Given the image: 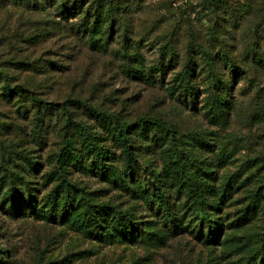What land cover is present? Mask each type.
Instances as JSON below:
<instances>
[{"label":"rangeland","instance_id":"1","mask_svg":"<svg viewBox=\"0 0 264 264\" xmlns=\"http://www.w3.org/2000/svg\"><path fill=\"white\" fill-rule=\"evenodd\" d=\"M263 1L146 0L129 66L119 40L90 58L60 42L52 56L68 69L34 75L53 107L0 95V264H264ZM96 109L161 120L177 140L132 127L128 169ZM10 182L24 208L5 197ZM118 213L130 230H116Z\"/></svg>","mask_w":264,"mask_h":264},{"label":"trees","instance_id":"2","mask_svg":"<svg viewBox=\"0 0 264 264\" xmlns=\"http://www.w3.org/2000/svg\"><path fill=\"white\" fill-rule=\"evenodd\" d=\"M146 7V0H0V12H5L4 17L0 19V95L10 100L13 95L21 94L38 110L53 107L55 102L36 97V89L42 88V83L34 75H48L50 78L51 75H59L68 69L70 64L63 65L59 58L52 56L58 43H74L73 46L78 43L81 47L78 56L83 53L89 58L90 55H108V48L114 40L127 44L126 41L135 39L129 34L128 28L130 24L132 27L136 15L141 14ZM11 8L15 13H8ZM114 45L116 50L113 52L124 61L122 66H129V61L132 60L130 57L135 51L132 45L127 44L128 46L124 47L119 46L117 42H114ZM163 46L159 49L161 63L170 52L168 45ZM67 57L71 59L69 53ZM44 58L45 63L41 61ZM30 59L33 63H38L33 65ZM1 101L0 99V105ZM75 101L72 96L60 99L63 109H67ZM95 111L100 117L113 120V134L123 144L128 169L133 168L135 161L129 144L131 139L127 135L132 127L146 124L148 121L154 122L163 127L172 140H177V131L173 125L161 120L150 121L141 116L130 123L116 115H104L97 109ZM67 114L72 115L70 110ZM173 164L176 174L183 177V164L177 157ZM9 180H12L11 177ZM10 185V194L5 197L10 200L13 209L24 208L23 203H20L22 200L12 191L14 185L11 182ZM18 190L22 196V191L28 192L30 188ZM159 197L163 198V195L159 193ZM117 215L118 218L114 222L116 230L128 231L134 226L131 219L120 213Z\"/></svg>","mask_w":264,"mask_h":264}]
</instances>
